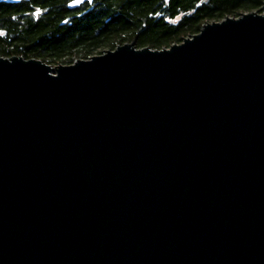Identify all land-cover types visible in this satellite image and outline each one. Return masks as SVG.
<instances>
[{
    "label": "water",
    "instance_id": "water-1",
    "mask_svg": "<svg viewBox=\"0 0 264 264\" xmlns=\"http://www.w3.org/2000/svg\"><path fill=\"white\" fill-rule=\"evenodd\" d=\"M0 264H264V9L160 49L0 55Z\"/></svg>",
    "mask_w": 264,
    "mask_h": 264
},
{
    "label": "trees",
    "instance_id": "trees-1",
    "mask_svg": "<svg viewBox=\"0 0 264 264\" xmlns=\"http://www.w3.org/2000/svg\"><path fill=\"white\" fill-rule=\"evenodd\" d=\"M0 0V55L69 64L124 42L160 49L207 21L262 12L264 0Z\"/></svg>",
    "mask_w": 264,
    "mask_h": 264
},
{
    "label": "rangeland",
    "instance_id": "rangeland-1",
    "mask_svg": "<svg viewBox=\"0 0 264 264\" xmlns=\"http://www.w3.org/2000/svg\"><path fill=\"white\" fill-rule=\"evenodd\" d=\"M93 54H99V53H98V51L96 50V51H94V53H93ZM49 64H51V65H56L57 63H56V64L49 63Z\"/></svg>",
    "mask_w": 264,
    "mask_h": 264
},
{
    "label": "snow or ice",
    "instance_id": "snow-or-ice-1",
    "mask_svg": "<svg viewBox=\"0 0 264 264\" xmlns=\"http://www.w3.org/2000/svg\"><path fill=\"white\" fill-rule=\"evenodd\" d=\"M88 2H91V0H88Z\"/></svg>",
    "mask_w": 264,
    "mask_h": 264
}]
</instances>
